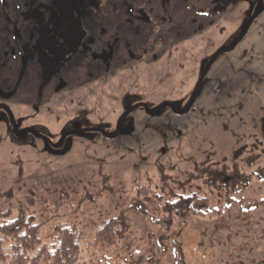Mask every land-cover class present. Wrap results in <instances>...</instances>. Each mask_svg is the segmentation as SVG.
<instances>
[{"label": "rangeland", "instance_id": "374dc122", "mask_svg": "<svg viewBox=\"0 0 264 264\" xmlns=\"http://www.w3.org/2000/svg\"><path fill=\"white\" fill-rule=\"evenodd\" d=\"M17 1L0 13V214H33L47 241L80 201L89 232L123 212L102 264H177L175 244L182 264H264V0ZM141 187L146 215L128 210ZM193 193L218 214L151 222Z\"/></svg>", "mask_w": 264, "mask_h": 264}, {"label": "trees", "instance_id": "16d2710c", "mask_svg": "<svg viewBox=\"0 0 264 264\" xmlns=\"http://www.w3.org/2000/svg\"><path fill=\"white\" fill-rule=\"evenodd\" d=\"M135 105H140L139 103ZM134 105V106H135ZM137 198L128 207L129 211L147 214L145 204L139 198L156 196L149 187L136 190ZM68 194L58 196L47 206V210L58 215L66 206ZM82 201L70 205L73 216L69 224L59 223L53 226L47 241L40 236L41 225L31 213L22 208L12 215L11 210L0 214V264H102L118 248L127 229L125 214L120 212L101 222L90 232L78 225V214ZM163 217L151 218V222L169 229L173 218L187 216L214 217L218 214L209 200L197 193L179 196L174 201L161 204ZM174 253L177 264H182V253L175 244Z\"/></svg>", "mask_w": 264, "mask_h": 264}, {"label": "water", "instance_id": "95a60500", "mask_svg": "<svg viewBox=\"0 0 264 264\" xmlns=\"http://www.w3.org/2000/svg\"><path fill=\"white\" fill-rule=\"evenodd\" d=\"M264 9V6L260 9V11L259 12H257V13H255L252 17H251V19H250V21L252 20V19H254L257 15H258V13H260V12H262V10ZM249 21V22H250ZM248 26V25H247ZM247 26L244 28V30L239 34V36L236 38V40L229 46V48H228V50H231L240 40H241V38L243 37V35L245 34V30H246V28H247ZM202 77H203V75L201 76V78H200V80H199V82H198V84H197V86H196V88H195V92H194V95H193V97L191 98V100H190V102H192L193 100H194V98H195V95H196V93H197V91H198V89H199V86H200V83H201V81H202Z\"/></svg>", "mask_w": 264, "mask_h": 264}, {"label": "crops", "instance_id": "0c3cea01", "mask_svg": "<svg viewBox=\"0 0 264 264\" xmlns=\"http://www.w3.org/2000/svg\"><path fill=\"white\" fill-rule=\"evenodd\" d=\"M7 1H10V2H11V1H13V0H0V13H1V14H3V9H7V6H8V2H7ZM18 1H19V0H18ZM18 1H17V2H18ZM3 6H5V7L3 8ZM16 8H17V7H16ZM6 15H7V18H8V19H9L10 17L14 18V16L11 15L10 12H9L8 10L6 11ZM23 22H24V21H23ZM23 22H22V24L25 25V27H26V26H29V27L32 26V23H30V22H24V23H23ZM28 32H29V31H28Z\"/></svg>", "mask_w": 264, "mask_h": 264}, {"label": "flooded vegetation", "instance_id": "af4514ba", "mask_svg": "<svg viewBox=\"0 0 264 264\" xmlns=\"http://www.w3.org/2000/svg\"><path fill=\"white\" fill-rule=\"evenodd\" d=\"M223 3H226V4H227L228 2H227L226 0H223ZM170 4H171V2L169 3V5H170ZM161 8H164V9H165V6H162ZM162 15H163V14H162ZM200 78H201V77H200ZM199 80H200V79H198V82H199ZM198 82H197V84H198ZM197 84H196V86H197ZM196 86H195V87H196ZM0 106H1V105H0Z\"/></svg>", "mask_w": 264, "mask_h": 264}]
</instances>
